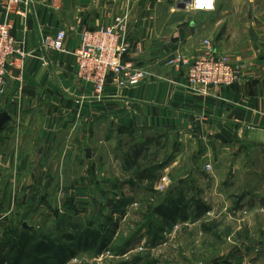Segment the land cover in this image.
Returning <instances> with one entry per match:
<instances>
[{
    "label": "crops",
    "instance_id": "0c3cea01",
    "mask_svg": "<svg viewBox=\"0 0 264 264\" xmlns=\"http://www.w3.org/2000/svg\"><path fill=\"white\" fill-rule=\"evenodd\" d=\"M4 4L0 0V21L7 17ZM227 4L217 0L214 11L194 12L220 16L206 23L185 18L177 0H28L22 12L8 15L25 57L20 68L9 71L0 94V112L10 117L0 129L2 230L13 222L26 227L24 219L34 217L39 205L52 208L58 201L59 209L69 208L71 200L78 207L72 199L79 194L96 204L104 170L88 140L104 125L132 132L167 130L198 144L222 142L239 146L240 152L264 153V10L234 26V9ZM123 12L134 49L130 57L149 66L152 76L134 88L106 86L97 94L76 77L70 51L80 45L82 31L109 25ZM60 29L66 32V51L41 47L44 36ZM221 31L229 38L214 42ZM208 35L215 48L242 66V76L207 94L191 92L184 70L165 60L174 52L192 58ZM75 162L78 166L56 173L58 163Z\"/></svg>",
    "mask_w": 264,
    "mask_h": 264
},
{
    "label": "rangeland",
    "instance_id": "374dc122",
    "mask_svg": "<svg viewBox=\"0 0 264 264\" xmlns=\"http://www.w3.org/2000/svg\"><path fill=\"white\" fill-rule=\"evenodd\" d=\"M224 1L234 9V26L264 10V0ZM182 5L188 20L220 19L216 12L194 13ZM208 36L202 41L212 42ZM226 37L221 31L214 42ZM104 126L88 140L104 170L96 204L79 194L72 200L80 207L71 200L69 208L59 209L58 201L52 208L39 205L34 217L24 219L29 232L19 264H264L263 152L198 144L167 130ZM74 166L58 163L56 173ZM15 223L0 226V264H15L18 256L25 225Z\"/></svg>",
    "mask_w": 264,
    "mask_h": 264
},
{
    "label": "built area",
    "instance_id": "2783aa9c",
    "mask_svg": "<svg viewBox=\"0 0 264 264\" xmlns=\"http://www.w3.org/2000/svg\"><path fill=\"white\" fill-rule=\"evenodd\" d=\"M28 0H5L7 17L0 21V94L8 84V74L12 68H20L25 57L24 51L12 36L10 13L22 12V3ZM128 1V0H127ZM177 0L178 4H188L193 12H212L217 0ZM184 5V6H185ZM187 6V5H186ZM66 32L60 29L53 36H44L41 47L54 51H66ZM211 40L202 41L200 51L192 58L174 52L165 63L177 70H184L185 87L191 92L207 94L212 87L232 86L242 76V66L235 64L228 55L219 53ZM132 46L129 40V18L127 12L113 17L112 23L80 34V45L73 48L75 75L89 84L94 92L102 94L106 86L129 89L139 86L150 78V67L140 64L130 56ZM211 169L209 163L205 164ZM166 186L162 179L160 188Z\"/></svg>",
    "mask_w": 264,
    "mask_h": 264
},
{
    "label": "trees",
    "instance_id": "16d2710c",
    "mask_svg": "<svg viewBox=\"0 0 264 264\" xmlns=\"http://www.w3.org/2000/svg\"><path fill=\"white\" fill-rule=\"evenodd\" d=\"M150 179V178H148ZM170 193V192H169ZM203 205H200L198 204V207L200 210H205V207L202 208ZM156 211L159 212V208L156 209ZM171 212L168 213V215L170 214ZM163 215H165L164 213H162ZM29 229L25 227V229H23V231L21 232V234H19V238H18V241H17V255L16 258H15V264H19V263H22V261L25 259V253H24V248H25V244H24V241L22 240L23 239V236L26 238L25 234L24 233H27L29 232L28 231ZM14 233L17 234L16 230H14ZM65 235H68V234H65ZM40 246V244H39ZM39 248L37 247V250Z\"/></svg>",
    "mask_w": 264,
    "mask_h": 264
},
{
    "label": "water",
    "instance_id": "95a60500",
    "mask_svg": "<svg viewBox=\"0 0 264 264\" xmlns=\"http://www.w3.org/2000/svg\"><path fill=\"white\" fill-rule=\"evenodd\" d=\"M10 119L9 115L7 114L6 111H2L0 112V129L2 128V126L4 125L5 122H7ZM177 184L172 185L169 188V191H171L173 188L176 187Z\"/></svg>",
    "mask_w": 264,
    "mask_h": 264
}]
</instances>
